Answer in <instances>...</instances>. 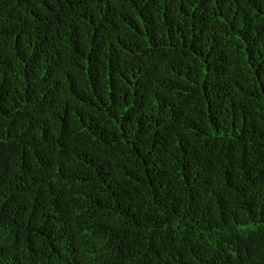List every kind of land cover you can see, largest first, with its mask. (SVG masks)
<instances>
[{"label":"trees","instance_id":"1","mask_svg":"<svg viewBox=\"0 0 264 264\" xmlns=\"http://www.w3.org/2000/svg\"><path fill=\"white\" fill-rule=\"evenodd\" d=\"M0 264H264V0H0Z\"/></svg>","mask_w":264,"mask_h":264}]
</instances>
